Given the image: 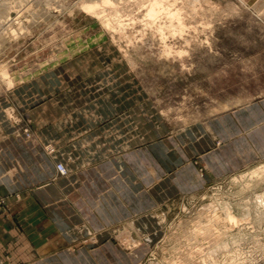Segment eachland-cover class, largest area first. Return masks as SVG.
I'll list each match as a JSON object with an SVG mask.
<instances>
[{
    "label": "rangeland",
    "instance_id": "obj_1",
    "mask_svg": "<svg viewBox=\"0 0 264 264\" xmlns=\"http://www.w3.org/2000/svg\"><path fill=\"white\" fill-rule=\"evenodd\" d=\"M21 87L81 119L100 110L113 154L145 146L152 171L164 156L205 175L155 201L146 227L114 223L113 264H264V156L219 175L202 161L223 145L210 118L264 99V0H0V139H36Z\"/></svg>",
    "mask_w": 264,
    "mask_h": 264
},
{
    "label": "crops",
    "instance_id": "obj_2",
    "mask_svg": "<svg viewBox=\"0 0 264 264\" xmlns=\"http://www.w3.org/2000/svg\"><path fill=\"white\" fill-rule=\"evenodd\" d=\"M22 88L13 99L32 121L36 139L14 129L0 139V193L8 195L0 213V263L113 264L119 258L109 230L114 223L131 219L130 226L146 227L155 201L204 181L189 160L170 163L161 156L163 161L153 160L152 171L145 146L113 154V137L102 136L99 116L90 115L100 110H89L88 119H81L82 111L67 113L57 93L37 100L31 97L36 93ZM206 128L223 140L202 156L210 173L255 161L264 156V99L214 116ZM48 142L55 145L54 153L42 148ZM57 162L68 167L66 175L58 174ZM185 172L190 175L181 177Z\"/></svg>",
    "mask_w": 264,
    "mask_h": 264
},
{
    "label": "built area",
    "instance_id": "obj_3",
    "mask_svg": "<svg viewBox=\"0 0 264 264\" xmlns=\"http://www.w3.org/2000/svg\"><path fill=\"white\" fill-rule=\"evenodd\" d=\"M57 168L61 174L63 175L67 174V169L63 163H59ZM6 205H7V197L0 196V211L4 210Z\"/></svg>",
    "mask_w": 264,
    "mask_h": 264
},
{
    "label": "bare ground",
    "instance_id": "obj_4",
    "mask_svg": "<svg viewBox=\"0 0 264 264\" xmlns=\"http://www.w3.org/2000/svg\"><path fill=\"white\" fill-rule=\"evenodd\" d=\"M105 2H109V0H105ZM86 7H87V9L88 10H90V11H94V12H97V11H95V9H97V7H98V5L94 2V3H91V4H88L87 6H85V9H86ZM155 8H152L151 10H150V12L151 13H155ZM102 12V11H101ZM103 14V13H102ZM107 16V15H106ZM108 18V17H107ZM3 74V73H2ZM5 74H7V73H5ZM5 74H4V76H5ZM8 77V76H7ZM6 78V77H5Z\"/></svg>",
    "mask_w": 264,
    "mask_h": 264
}]
</instances>
